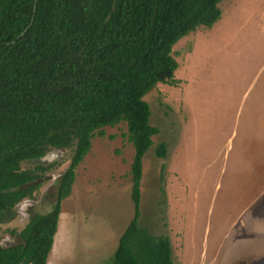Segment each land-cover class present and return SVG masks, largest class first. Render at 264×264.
I'll use <instances>...</instances> for the list:
<instances>
[{
  "label": "rangeland",
  "instance_id": "374dc122",
  "mask_svg": "<svg viewBox=\"0 0 264 264\" xmlns=\"http://www.w3.org/2000/svg\"><path fill=\"white\" fill-rule=\"evenodd\" d=\"M220 19L172 48L177 87L143 100L158 129L142 162L140 220L169 238L174 264H264V0H222ZM167 148L158 159L154 149ZM71 150L57 152L32 201L0 223V245L17 240L51 207ZM133 148L125 124L103 129L61 202L46 264H103L132 218ZM36 162L22 164L32 168Z\"/></svg>",
  "mask_w": 264,
  "mask_h": 264
},
{
  "label": "trees",
  "instance_id": "16d2710c",
  "mask_svg": "<svg viewBox=\"0 0 264 264\" xmlns=\"http://www.w3.org/2000/svg\"><path fill=\"white\" fill-rule=\"evenodd\" d=\"M221 1L0 0V223L34 199L55 167L40 159L71 150L50 210L33 214L14 244L0 245V264H46L75 170L92 138L119 124L133 148V214L103 264H174L169 238L139 223L143 157L159 133L143 98L158 84H180L172 48L199 27L211 28ZM166 153L164 143L154 149L158 159Z\"/></svg>",
  "mask_w": 264,
  "mask_h": 264
},
{
  "label": "water",
  "instance_id": "95a60500",
  "mask_svg": "<svg viewBox=\"0 0 264 264\" xmlns=\"http://www.w3.org/2000/svg\"><path fill=\"white\" fill-rule=\"evenodd\" d=\"M57 156L56 153H50V154H47L45 155L43 158L40 159V162H43V163H49L52 159H54L55 157ZM26 202V201H24ZM20 204H24L23 202L20 203ZM19 206V205H18Z\"/></svg>",
  "mask_w": 264,
  "mask_h": 264
}]
</instances>
